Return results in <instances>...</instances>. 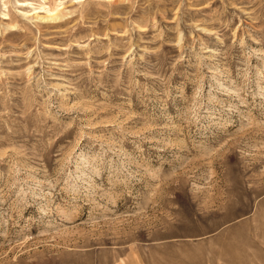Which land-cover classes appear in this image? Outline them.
<instances>
[{
	"label": "rangeland",
	"instance_id": "1",
	"mask_svg": "<svg viewBox=\"0 0 264 264\" xmlns=\"http://www.w3.org/2000/svg\"><path fill=\"white\" fill-rule=\"evenodd\" d=\"M0 264H264V0H0Z\"/></svg>",
	"mask_w": 264,
	"mask_h": 264
},
{
	"label": "bare ground",
	"instance_id": "2",
	"mask_svg": "<svg viewBox=\"0 0 264 264\" xmlns=\"http://www.w3.org/2000/svg\"><path fill=\"white\" fill-rule=\"evenodd\" d=\"M47 12L49 13V12H51V10L50 11L48 10Z\"/></svg>",
	"mask_w": 264,
	"mask_h": 264
}]
</instances>
